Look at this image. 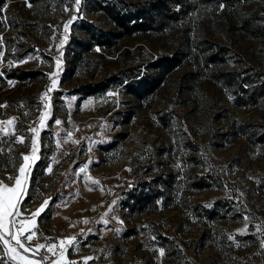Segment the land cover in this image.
Returning <instances> with one entry per match:
<instances>
[{
    "label": "rangeland",
    "instance_id": "rangeland-1",
    "mask_svg": "<svg viewBox=\"0 0 264 264\" xmlns=\"http://www.w3.org/2000/svg\"><path fill=\"white\" fill-rule=\"evenodd\" d=\"M154 1L0 0V264H264V0Z\"/></svg>",
    "mask_w": 264,
    "mask_h": 264
},
{
    "label": "trees",
    "instance_id": "trees-1",
    "mask_svg": "<svg viewBox=\"0 0 264 264\" xmlns=\"http://www.w3.org/2000/svg\"><path fill=\"white\" fill-rule=\"evenodd\" d=\"M226 1H231V0H226ZM178 3H180V0H157L154 1L153 3L147 2V4L145 5H137L134 7L133 10H129L124 15H119V13L113 14L110 10H109V14L111 15L112 19L120 26L119 28L125 31H132L135 28H138L139 26H143L144 24L147 23L151 24L153 22L152 24H154L155 22H158L159 24V22L162 20L161 16L165 12H168L169 10H173L174 9L173 6L177 5ZM100 34L102 36V33ZM88 35L87 33H85V36ZM104 37L109 40V37L106 33H104ZM153 82H155V80L151 78L150 83L152 84ZM105 85L106 83L103 84L97 83L92 90L94 92L96 90H102L107 86ZM42 152L45 154V151ZM47 161L48 159L45 158L44 160L42 159L38 162L39 168L37 167L36 171L34 172V175L37 176L39 174H42L44 168L46 167Z\"/></svg>",
    "mask_w": 264,
    "mask_h": 264
}]
</instances>
